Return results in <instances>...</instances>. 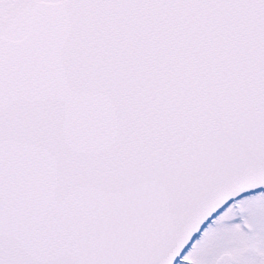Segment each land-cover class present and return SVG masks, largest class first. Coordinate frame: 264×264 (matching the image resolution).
<instances>
[{
	"label": "snow or ice",
	"instance_id": "1",
	"mask_svg": "<svg viewBox=\"0 0 264 264\" xmlns=\"http://www.w3.org/2000/svg\"><path fill=\"white\" fill-rule=\"evenodd\" d=\"M0 264H264V0H0Z\"/></svg>",
	"mask_w": 264,
	"mask_h": 264
}]
</instances>
